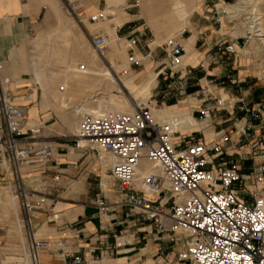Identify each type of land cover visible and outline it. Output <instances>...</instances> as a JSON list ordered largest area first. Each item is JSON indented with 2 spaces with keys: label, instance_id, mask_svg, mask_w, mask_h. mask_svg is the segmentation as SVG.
I'll return each instance as SVG.
<instances>
[{
  "label": "crops",
  "instance_id": "obj_1",
  "mask_svg": "<svg viewBox=\"0 0 264 264\" xmlns=\"http://www.w3.org/2000/svg\"><path fill=\"white\" fill-rule=\"evenodd\" d=\"M122 2L123 0H80V5L85 15L100 13L106 20L112 19L114 15L118 16L120 21L114 28V34L118 44L116 54L120 57L113 62V67L118 68L119 66L121 72L124 71L125 74L129 72L134 82L139 77L142 81L145 76V66L139 73L133 70L128 61L123 58L125 55L128 56L126 50L132 46L131 42L133 41L137 46L143 33L141 26L137 24L138 18L131 12V5L123 8ZM63 6V0H26L23 2L0 0V70L2 69L0 81L2 83L7 81L3 84L4 86L8 87L9 83L11 86L15 82L14 86L20 89L19 92L31 90L27 85L28 82L36 81L34 66L38 62L52 58L54 51H59L60 54L56 59L57 65L54 66V70L48 71L50 75L60 74L58 67H62L64 56L65 63H68L69 50L79 53L82 56L81 61L89 60L85 57L86 54L82 48L88 44L86 40L90 45L91 34L106 32V25L100 24L101 18L95 22L85 20L86 25L84 22L80 25L66 11L75 21L76 24H73L66 16ZM209 8L213 10L212 12H221L214 5H209ZM137 16L145 18L140 9ZM203 18H205L203 22L201 18L192 23L189 22L185 29L186 35L178 36L185 50L183 66L179 74L180 77L185 78L186 82L184 92L180 95V101L169 106L157 105L152 101L151 106L175 107L178 105L188 111L190 116L192 115L191 117L195 119L200 128L178 131L180 135L176 137V141L182 144L191 142L190 136L194 137V140L209 143L217 135H226L229 140L223 145L228 146L229 149L227 150L228 155L224 157L225 161H233L241 172H247L252 165L264 163V120L249 119V123L255 125L254 128L250 129L246 136L238 135L235 126L243 120L239 119L242 113L236 110V100L243 99L248 107L264 110L262 109L264 107V89H262L264 84L256 79V75L250 73V69L242 68L247 67L248 64L239 63L249 57L246 48H239L242 39L236 41L235 45L238 52L243 51V59L239 60L237 58L239 53H237L230 56L232 60L228 65V68L236 71L235 73H231L224 66L225 64L212 65L214 63L211 62V56L219 53L216 46L219 35L227 33L221 32L225 28L222 23L221 28L217 29L213 13ZM156 40L149 42V47L155 44ZM69 42L72 43L71 46ZM189 43L191 49L188 54L186 45ZM159 51L161 52L159 48H149L146 56L150 55L153 58ZM143 57L145 56L138 50L135 51L137 61ZM256 60L258 61L257 58ZM51 61L54 62V59L52 58ZM163 61L165 62V59ZM257 61L255 64L260 69L261 63L264 64V62L257 63ZM88 65L94 66V63H88ZM226 78L228 80L224 82ZM230 78L241 81L238 89L229 83ZM169 81L167 79L164 83ZM199 86L204 88L203 96L197 93ZM153 87L155 85L151 89ZM178 87L179 85L176 84V90L171 95H176ZM164 91L162 90L163 94ZM158 94L159 91L156 92V95ZM34 98L33 96L32 100ZM40 99L37 104L32 100L17 101V105L23 108L26 117L32 107L37 108V117L31 120L26 118L23 131L37 124L43 125L44 119H39V114L45 113L47 109L46 105L41 104ZM216 100L219 102L217 103ZM204 107L213 108V116L209 123H206L207 125L195 116L196 113L200 115L199 111ZM206 129L209 131L207 136L205 135ZM70 142L71 140L63 135L52 137L46 141L51 149L50 156L44 163L30 165V167L38 168L40 177L50 183L51 186H45L48 189H51L52 185L66 186L73 181L72 177L77 176L75 185L78 189L75 192H68L66 197L56 202L49 197L47 198L49 202H46L44 198V202L39 203L36 209L30 212V222L35 239L46 243V247L40 248L42 250L38 249L39 252L37 250L39 263L63 264L78 257L82 260L80 264H183L176 256V252L182 246L171 242L165 233L158 240L152 241L150 237L154 231L153 225L145 220L137 209L122 203L123 195L116 182L113 180L110 182L105 178L103 182L102 178L97 182V177L92 178V185H88L85 195L83 181L86 177L83 175L84 171H81L85 163V159H82L84 152L76 151ZM4 158L6 159V153L0 145V178H8L9 174L13 176L10 167H6ZM96 162L99 165L98 159ZM106 170L108 172V169ZM79 173L82 175L78 176ZM107 176L110 177L109 173ZM259 184L264 187V181ZM98 198H104L107 209L96 205ZM20 214L23 220L22 212ZM18 229L16 236L23 243L22 248L18 250L20 252L19 264H27V260H30V264H34L23 224L21 227L18 224ZM24 241L27 242V248L24 246Z\"/></svg>",
  "mask_w": 264,
  "mask_h": 264
},
{
  "label": "built area",
  "instance_id": "obj_2",
  "mask_svg": "<svg viewBox=\"0 0 264 264\" xmlns=\"http://www.w3.org/2000/svg\"><path fill=\"white\" fill-rule=\"evenodd\" d=\"M63 4L67 13L80 24L101 18L100 13L85 15L79 0H63ZM136 5L137 0L133 6ZM221 13H213L218 30L221 17L227 15L224 10ZM245 19L257 24L258 17L251 13ZM226 20L230 23L234 16ZM250 28V24L244 26L241 38L245 41L251 40L252 34L259 38L258 32ZM184 34L182 31L180 37ZM107 37L106 33L90 35L92 48L103 59L109 49ZM237 39L238 36L220 34L216 43L219 53L213 54L211 61L236 55ZM154 48H159L165 59L157 75L171 79L166 84L170 90L176 89L178 84L180 96L186 87L185 78L179 74L185 55L181 40L176 36L168 37ZM261 52L262 61L264 50ZM128 63L130 66L138 64L133 52L128 56ZM240 82L236 78L229 79L236 89ZM5 83L7 81H0V145L13 177L21 182V166L44 163L51 149L47 144H38V131L22 130L26 116L14 103L15 95L3 85ZM198 90L203 96L204 88L199 86ZM236 103V110L242 113L239 119L243 121L235 129L238 135L246 136L255 126L249 119L264 120V110L248 107L243 99H237ZM133 104L131 112L82 114L76 137L87 139L95 146L86 145L96 155L101 149L111 157L107 169L123 195L122 203L137 209L153 225L150 239L156 241L165 233L171 242L179 243L182 247L176 256L183 264H264V187L258 185L264 181V163L241 172L235 162L224 159L229 149L223 145L229 140L226 135H217L209 143L190 136L191 142L182 144L176 141L180 133L172 129L171 123L156 120L148 105ZM212 111V107L202 108L199 119H208L206 123H209ZM140 160L151 163L156 171L138 172ZM29 191L22 183L18 185L30 255L34 264H40L37 250L46 247V243L35 239L30 212L44 202V198L29 200ZM96 205L107 209L104 198L96 199ZM81 261L75 257L63 264H80Z\"/></svg>",
  "mask_w": 264,
  "mask_h": 264
},
{
  "label": "bare ground",
  "instance_id": "obj_3",
  "mask_svg": "<svg viewBox=\"0 0 264 264\" xmlns=\"http://www.w3.org/2000/svg\"><path fill=\"white\" fill-rule=\"evenodd\" d=\"M240 1L244 0H236L235 3L225 6L223 10L227 13V15H232V13L238 12L241 8ZM195 2L196 0H140V12L145 17L148 25H150L158 40L163 39L164 36L178 37L182 31H186L185 29L188 26L187 17L189 16L190 12L193 11L192 9ZM254 16L257 17L255 12ZM259 19L260 17H258L257 24L251 21L250 30L252 32H258L259 38H256L254 36L255 34H252L254 39L253 43L256 44V40L259 41L261 49L264 50V48H262L264 47V33L261 32L262 26L260 27V25L262 22L260 23ZM119 21L120 19L118 16L114 15L112 19L106 20L101 14L100 24L106 25V30L108 32L107 33L103 31L101 33L107 34L108 45H110V49L105 54V57L112 61H115L118 57H120L116 54L118 44L116 35L114 34V28L117 24H119ZM68 44L69 46L72 45L71 42ZM82 49L85 51V57H88L89 60L81 61L82 56L79 53L69 50L67 55L69 58L68 63H65L64 56L62 59V67H58L60 74L50 75L48 72L50 70H54V66L57 65L56 59L59 57V51H54L53 53L52 58L54 59V62L51 61L52 58H47L42 62H38L34 66L35 82L42 90L40 99L41 104L50 105L59 112L64 111L63 121L71 127L73 132L78 134L80 119V117L78 119V115L80 113L100 115L105 113L131 112L133 110L134 104L131 102L130 98L117 94L110 95L108 99H86L87 96L96 94V90L98 88L103 91H108L113 87H117L121 90L122 87L126 88L130 93L133 94V97L138 100L137 103L143 102L147 105V101L149 99L147 101L145 100L150 93L151 87L156 83L157 75V73L154 71V67L157 65H151L149 63V56L141 58L145 66V76L143 80L140 82H134L132 77H127V75L121 77V79L114 78L111 75L109 68L105 65L104 59L96 54L92 46L90 47L88 44H85L84 48ZM190 49L191 45L189 43L186 45V51L188 54L190 53ZM123 58L127 60L128 56L125 55ZM139 60L140 59H138V61ZM81 62L83 63L81 64ZM88 63H94V66L88 65ZM14 85L15 82L11 84V87ZM14 95V103L17 104V93L15 92ZM32 98L33 93L30 92V95H25V98L23 97V100L21 101L25 102L26 99L29 101ZM77 103H81L80 106L75 107L70 112L65 111ZM151 103L152 101L150 104H148V107L150 108L153 117L158 121L171 123L172 129L176 131V133L184 129L191 130L192 128L199 127L195 119L193 120L191 117L192 115L190 116L188 111L178 107V105L175 107H155L151 106ZM36 117L37 108L34 106L29 110L28 119L31 120L32 118ZM207 120L208 119H201V121L204 122V125H207ZM24 129L25 128L23 125L22 130ZM31 129L39 132V129L35 128V126ZM208 132L209 131L206 129V136L209 135ZM81 140L85 141L84 138ZM98 151L97 159L100 161L103 168H107L109 164H111V157L101 149H98ZM3 161L6 163L5 158ZM22 167L23 166H21V168ZM137 171L140 173H152L156 170L151 163L145 160H140ZM4 197L6 201H8L9 205L13 209L17 210L18 199L17 196H14L11 193V184L5 188ZM18 224L19 227H21L20 222H18ZM40 250H38V252ZM27 264H30V260H27Z\"/></svg>",
  "mask_w": 264,
  "mask_h": 264
},
{
  "label": "rangeland",
  "instance_id": "obj_4",
  "mask_svg": "<svg viewBox=\"0 0 264 264\" xmlns=\"http://www.w3.org/2000/svg\"><path fill=\"white\" fill-rule=\"evenodd\" d=\"M134 3H135V0H128V1L123 0L121 5L123 6V8L128 6L129 4L131 5V12H133L135 14V17L138 18L137 24L139 26H141L140 29H142L143 34L141 36L140 42L137 43V46L135 45L136 43L134 44L133 42L130 41L132 43V46L127 48L126 54L129 56L131 54V52H134V57H135V51L138 50L143 56H146V55H148L149 48L153 49L155 47V45L162 43L168 36H164L163 39H159V40L157 39L156 40L157 37L155 38V34L153 33L154 31H152L151 30L152 28L149 27L150 25H148L146 23L145 18H139L137 16L138 11L140 9V0H138V3L136 6H133ZM233 3H235V1L233 2V1H228V0H196V2L194 3V7L192 9L193 11H191L189 16L187 17L188 23L189 22L192 23L194 20L199 19V18H201L200 19L201 22L205 21L204 20L205 18H203V17H205L206 15L212 14L210 12L208 13V11H213L209 8V5L210 6L214 5L216 7V9H218V11H220V10L222 11L225 6L231 5ZM240 7H241L240 8L241 11L239 10L238 12L232 13V15L228 14V15L221 17V23L225 26V28H223V30H221V32L231 34L234 37L238 36V39L236 40L237 42L240 39H242V43H241L239 48H241V49L246 48V50H248L246 53L249 57H247L244 60L243 59V51H239L237 58L239 60L243 59V60L239 61V63L241 65L248 64L247 67L245 66L242 68L250 69V73H252L253 75H256V77H257L256 79H259L260 82L262 84H264V64L261 63L260 69L257 68V64H255V62L257 61V60L255 61V58L258 59L257 63H260V61H261L262 49H261L260 43L257 40H256V42H257L256 44L253 43V40H254L253 35L251 36V40L247 39V41H245L244 38H241L244 35V26L247 27L251 23V22H248L249 19H245V16L247 14H251V13L254 14V12H255L257 17H260L259 21H260V23L262 22L260 25V27L262 26L261 32L264 33V0L240 1ZM254 9H255V11H254ZM63 10L66 13L64 6H63ZM213 13H215V12H213ZM219 14L221 15L222 13L219 12ZM66 16L71 20V22L73 24H76L75 21L67 13H66ZM232 16H234V20L231 21L230 23L226 22L227 21L226 19H229V17H232ZM84 25H86L85 20H84ZM97 33L98 32H96V34ZM145 40H146V43H145ZM153 40H156V43L149 47V42H151ZM86 42L89 44L88 40H86ZM109 49H110V45H109ZM253 56H256V57L253 58ZM149 57H150L149 63L151 65H157L156 67H154V71L156 73H158L160 68H162L164 66V64H163V62H164L163 61L164 60L163 52L159 51V52H157V54L153 58L150 55H149ZM210 59H212V58H210ZM231 60L232 59L230 57H229V59H226L225 57H223L222 59L218 58L217 61H215L216 63L214 62V60L211 62L214 63L212 65L225 64L224 66L227 69H229V71L231 73H233V72L235 73L236 72L235 70L228 68L229 67L228 65L230 64ZM126 61H128V59ZM262 61H264V60H262ZM113 62H115V61H112V60L107 59V58H106V60L104 59L105 65L109 68L111 75L114 78L121 79V77H123L125 75H127V77H130V73L128 72V74H125V73H123V71L121 72L119 66H117L118 68H114ZM137 63L138 64L132 65L131 67L133 70L139 71V73H140L144 69L143 68L144 67L143 60L140 59L139 61H137ZM242 68H240V69H242ZM1 71H2V69L0 70V74L2 73ZM165 71L168 74V71L167 70H165ZM53 73H55V72H53ZM142 76H143V74H142ZM163 77L164 76H162L161 74L156 76L157 82L155 84V87H153L151 89V95L149 93L146 100H145V101H147L149 98V100L147 101V105L150 104L151 101H154L155 104H157V105L166 104L169 106V105H174L175 103L180 101L181 97L178 95V91H177L176 95H171L172 92L176 89L170 90L166 87V84H168L171 81V79L168 76H165V78H163ZM167 79H169L170 81L167 83H164L165 81H167ZM140 80H141V77H139V79L137 81L135 80V82H138ZM226 80H228V79L227 78L224 79V82H226ZM27 86H29L31 90H25L23 92H19L20 89H16L15 86L11 87L10 83L8 84V88L12 92L17 93V96H18L17 101L23 100V97L25 95L32 92L33 96L35 98L33 100L32 99L31 100L33 101V103L36 102V104H37L39 102L40 95L42 94V90L36 84V82H33V81L28 82ZM166 89L170 90V92L166 93L165 92ZM262 89H264V88H262ZM162 90H165L164 94L162 93ZM96 91H97L96 94L87 96L86 99H88V100H90V99L91 100H99L100 98L108 99V97L110 95L117 94V95H121L123 97L130 98L132 103L138 101L137 99H135V97H133V94L130 93L128 89L123 88V87H122V90L117 88V87H113L108 91H103L99 88ZM157 91H159L158 95H156ZM22 93H24V95H22ZM160 94H161V96H160ZM149 95H150V97H149ZM80 104L81 103H77L65 111L70 112L75 107L80 106ZM45 107H46L47 111L45 113L39 114V119H41V120L44 119L43 125L41 126V125L37 124L35 126V128L39 129V133H38L39 138L36 139L38 144L39 145L46 144V141L52 139V137L63 135V137H65L66 139L71 140L70 144H71V146H73L76 149V151L84 152V156L82 159H85V163H84L81 171H84L83 175H85V177H86L83 181L84 182V188L83 189L85 190V195L87 194L88 185H90V184L92 185V178L97 177V182H99L101 178H102V180H101L102 182H103V178H106L107 180L112 182L110 177H104V176L108 175V172L106 170L107 168H103L100 161L98 162L100 166L97 164L96 153H94V151L91 150L90 148H88L86 145H90L92 147H95V146H93L91 143H88L89 141L87 139H85V141H83V140H81L82 138L76 137L77 133L73 132L71 127L63 121V112L64 111H60V112L56 111L50 105H46ZM155 107H159V106H155ZM262 109H264V107H262ZM82 114H85V113H80L78 115V119ZM195 116L199 117L200 115L196 113ZM26 118L28 119V115ZM32 128H34V127H32ZM5 160H6V167H8L9 165H8L7 157ZM30 165H31L30 163L22 165L23 167L21 168V174L24 176H22L21 182L19 180L15 179L10 174L8 175V178H3V177L0 178V193H1V195H0V264H19L20 252L18 250H20L22 248V244H23L21 241L18 240V237L16 236V234L18 233V230H19L18 229V222H20V224L22 226V220H21L22 218H21V214H20L22 212L21 208H20L21 199H20L19 194H18V185L20 183H22L26 189L30 190L29 194L27 195L29 200H32V199L38 200L40 197H43V198H46L45 199L46 202H49V199H47L48 197L53 198V200L55 202L58 200H62L63 197H66L68 192L72 193L78 189L75 185V183H76L75 181L77 180V176L72 177L73 181H70V183L66 186L52 185L51 189L45 188V186H51L50 183L47 182L46 179H43L42 177H40V170H38V168H33L32 166L30 167ZM80 174L81 173H79L78 176ZM10 184H11V193L14 196H17V199H18L17 210L13 209L4 197L5 188L10 186ZM110 185H112V183ZM259 185H260V187H262L261 186L262 184H259ZM64 199H66V198H64ZM24 246H25V248H27V242L26 241H24ZM180 263H183V262L180 261Z\"/></svg>",
  "mask_w": 264,
  "mask_h": 264
}]
</instances>
